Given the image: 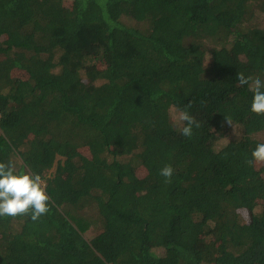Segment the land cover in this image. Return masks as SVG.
<instances>
[{
  "label": "trees",
  "instance_id": "1",
  "mask_svg": "<svg viewBox=\"0 0 264 264\" xmlns=\"http://www.w3.org/2000/svg\"><path fill=\"white\" fill-rule=\"evenodd\" d=\"M239 72L264 80V0H0V162L50 197L0 217V264H264Z\"/></svg>",
  "mask_w": 264,
  "mask_h": 264
},
{
  "label": "clouds",
  "instance_id": "2",
  "mask_svg": "<svg viewBox=\"0 0 264 264\" xmlns=\"http://www.w3.org/2000/svg\"><path fill=\"white\" fill-rule=\"evenodd\" d=\"M240 86H247L253 93L250 111L257 115H264V80L259 77L245 76L239 72L236 77ZM176 105L170 106V117L176 130L183 137H191L193 128H199L200 122L190 115L188 109ZM246 163L249 166L264 164V143H257L251 152V159ZM174 169L165 165L159 174L170 183ZM50 197L46 194L45 181L39 174L25 171L18 172L12 162H0V217L30 216L36 221L49 211Z\"/></svg>",
  "mask_w": 264,
  "mask_h": 264
},
{
  "label": "rangeland",
  "instance_id": "3",
  "mask_svg": "<svg viewBox=\"0 0 264 264\" xmlns=\"http://www.w3.org/2000/svg\"><path fill=\"white\" fill-rule=\"evenodd\" d=\"M235 136H236V130L234 129V131L230 133L229 137L226 138V139L224 140L223 143H226V142H228L230 139L235 138ZM93 235H94V234H93ZM93 235H92L91 232H88V233H86V238L89 239V238H91Z\"/></svg>",
  "mask_w": 264,
  "mask_h": 264
}]
</instances>
